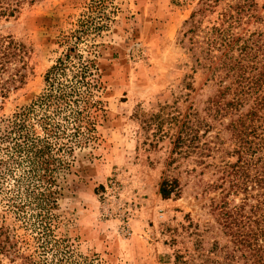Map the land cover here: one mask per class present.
I'll use <instances>...</instances> for the list:
<instances>
[{"label":"rangeland","instance_id":"1","mask_svg":"<svg viewBox=\"0 0 264 264\" xmlns=\"http://www.w3.org/2000/svg\"><path fill=\"white\" fill-rule=\"evenodd\" d=\"M0 40L21 47L0 81V225L13 245L0 264H217L228 254L243 264L237 224L260 190L224 180L240 157L232 117L211 120L206 137L197 122L222 88L235 91L237 73L222 64L243 46L264 49V0H34L0 17ZM74 46L62 80L76 56L95 61L96 122L79 145L60 139L56 171L42 179L11 122ZM52 111L30 112L31 138ZM184 125L200 139L190 142ZM165 180L175 183L169 198Z\"/></svg>","mask_w":264,"mask_h":264},{"label":"trees","instance_id":"2","mask_svg":"<svg viewBox=\"0 0 264 264\" xmlns=\"http://www.w3.org/2000/svg\"><path fill=\"white\" fill-rule=\"evenodd\" d=\"M33 1L0 0V17L14 16L23 4ZM252 45H254L253 48L247 45L240 49V58L232 60L230 57L229 62L222 64V68H228L237 73L235 91L231 94V87L222 88L212 100L208 101V106L204 109L206 116L199 119L197 123L200 127L206 128L204 133L206 137L210 128L213 127L211 120L220 121L228 115L232 117L227 128L239 143L236 152L240 157L231 167V172H227L224 180L230 178L234 186L240 187V179L243 177L246 182L245 191L251 193L253 189L260 190L255 204L249 206V215H246L245 224H237L239 228L244 227L238 244L240 248L246 247L247 249L240 258L243 259V264H264V52L262 57L259 54L264 49L261 46L256 48L257 44ZM223 47H227V43ZM74 50L75 46L69 48L65 55L66 59L60 58L56 65L48 71L47 90L34 102L31 111L29 109L18 114L16 120L11 122V129L21 127V138L23 137L24 142H30L27 146L28 155L32 158L33 166L42 179H51L56 171L54 165L58 160L54 158V155L60 139L66 137L70 139V143L79 145L82 139H87L88 132L94 130L96 122L90 113V108L98 109L97 103L92 102V99L93 92L100 89V74L95 61L91 59L84 61L82 56H76L79 62L73 64L76 72L72 75V79L65 80V82L62 80L71 59L70 53ZM17 51H21L20 44L0 40V81L1 77L8 72L13 59L16 60ZM69 81L71 85H66ZM247 105L249 109L243 111ZM35 108L45 110V112L53 110V117L46 114L42 116L38 121L43 134L31 138L25 123L30 112H34ZM56 116L61 119V122H55L54 117ZM191 120L193 117L190 114L185 117L184 122L188 125L187 122ZM188 127L186 136L190 137V142L199 140V134L192 135V127L184 125L186 130ZM69 130L72 132L68 133ZM220 135V132L215 135L217 141L214 148L218 145L217 150L223 144ZM207 150H212L210 141L201 148V154ZM60 151L61 148L57 150V152ZM252 172H254L253 176H251ZM173 185L175 183L167 180L162 182L160 192L164 198H169L174 193ZM43 193L42 195H47L46 191ZM227 216L228 219L232 217ZM12 248L7 229L1 224L0 254L13 255ZM236 260L238 258L236 259L235 255L228 254L217 264H235Z\"/></svg>","mask_w":264,"mask_h":264}]
</instances>
